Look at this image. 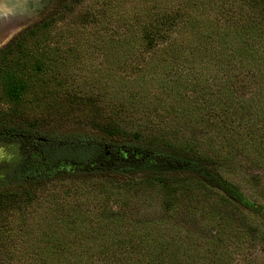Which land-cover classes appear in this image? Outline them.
<instances>
[{"label": "rangeland", "instance_id": "1", "mask_svg": "<svg viewBox=\"0 0 264 264\" xmlns=\"http://www.w3.org/2000/svg\"><path fill=\"white\" fill-rule=\"evenodd\" d=\"M63 1L0 0V47ZM157 1L82 0L29 38L0 62V119L63 134L139 131L201 155L246 196L264 204V154H253L255 143L237 120L240 105L257 100L251 92L239 94L241 85L251 82L237 60L220 67L185 50L179 51L182 61L165 42L157 45V26L154 44L126 43L141 34L138 20L156 22ZM208 1L221 6L219 13L207 9L215 18L240 6L251 11L244 0ZM13 82L23 84L15 100L8 95ZM260 105L264 109V102ZM21 160L18 143L0 142V178ZM168 182L169 188L160 187L144 172L75 175L17 202L0 198V264H30L32 248L55 240L68 248L66 256L135 259L157 256L161 246L180 254L193 245L202 252L214 236L237 240L233 225L239 235L248 234L247 242L228 244L216 255L226 264H264V218L216 188L189 179Z\"/></svg>", "mask_w": 264, "mask_h": 264}, {"label": "trees", "instance_id": "2", "mask_svg": "<svg viewBox=\"0 0 264 264\" xmlns=\"http://www.w3.org/2000/svg\"><path fill=\"white\" fill-rule=\"evenodd\" d=\"M203 1H157L156 22L138 20L141 34L138 37L132 35L126 43L130 46L154 44L156 39L152 31L157 26V45L165 42L173 51H191V58H203L206 63L220 67H231L237 60L244 72L243 76L247 77L246 81L251 82L241 85L239 94L251 92L257 100L243 102L237 120L240 119L250 133L249 140L255 143L251 150L258 157L264 154V109L260 105V102H264V0H244L245 8H250V12L247 13L240 6L241 9L228 10V15L223 18L212 17L207 11L211 8L219 13L221 6L208 0L206 5ZM80 2L82 0H64L38 21L12 36L0 47V62L12 57L36 33L64 18ZM225 4L234 3L233 0H225ZM131 18L137 21L133 15ZM170 30L175 33L170 35ZM196 48L201 51L196 52ZM184 58L181 57L182 61ZM22 90V82L8 85L11 99H19ZM113 136L116 137L113 139ZM0 142L18 143L22 152L19 164L6 177L0 178V198L11 202L20 201L32 191L52 183L72 180L75 175L144 172L151 182L166 189L170 187L168 181L174 178L181 181L189 179L205 188H216L227 199L264 218V204L246 196L237 184L211 167L201 155L186 153L184 149L175 148L171 143H162L152 136H144L139 131L122 134L109 129L98 136L80 132L63 134L39 130L34 123L0 119ZM179 175L183 177L178 178ZM231 231L238 235L237 240L214 236L209 241L210 247L204 250L207 253L200 252L199 245L180 249V254L171 252L175 248L170 250L168 246H161L157 249L161 250L157 256L135 259L93 253L76 256L80 252L66 256L64 251L68 248L63 247L62 241H47L32 248L35 250H32L30 264H226V260L216 255L218 250L227 251L225 247L228 248V244L242 247L247 242L244 241L247 233L242 231L239 235L234 225ZM73 251L69 250L70 254ZM92 251H97V248L94 247Z\"/></svg>", "mask_w": 264, "mask_h": 264}]
</instances>
